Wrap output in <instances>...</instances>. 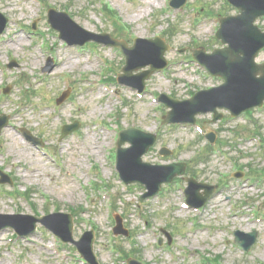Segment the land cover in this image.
I'll return each instance as SVG.
<instances>
[{
  "label": "rangeland",
  "instance_id": "374dc122",
  "mask_svg": "<svg viewBox=\"0 0 264 264\" xmlns=\"http://www.w3.org/2000/svg\"><path fill=\"white\" fill-rule=\"evenodd\" d=\"M39 1L0 0V12L8 18L0 37V86H8V92L0 97V114L8 115V125L0 131V170L14 180L11 187L0 184V264H85L71 243L57 242L39 224L27 237H15L14 231L4 226L28 225L12 214L39 216L45 211L71 210L74 239L90 226L95 227L93 251L99 264H125L110 250L113 244L145 264H212L205 258L218 254V264H264V181L263 177L245 178V172L264 175V103L237 117L229 116L226 109H218L222 118L216 121L210 112L196 114V121L213 131L215 141L220 139L223 145L217 141L208 159L194 160L206 140L195 127L161 124L167 108L155 102L159 93L181 99L197 89L222 83V79L194 65L193 59L188 58L189 48L203 46L210 52L221 47L214 38L218 24L209 14L216 18L220 13L236 14V10L225 0H186L182 13L168 9V0H100L107 5L99 0ZM48 7L66 10L85 30L124 39L129 45L134 37L158 35L170 46L164 53L167 65L146 80L142 96L113 80L103 81L121 72L124 58L119 49L98 43L66 45L48 27ZM35 21L37 32L32 33V25L29 26ZM255 24L264 31V17L257 18ZM66 31L74 36V41L87 36L78 29ZM19 36L24 41L16 46ZM181 49L185 50L180 52ZM142 53L146 54L144 50ZM142 53L136 54L135 64L147 60ZM50 56L58 73L50 72L27 89L26 81L33 82L40 75V68ZM9 59L18 62L7 67ZM255 60L264 61V48ZM98 79L116 94L104 92L101 85L89 84ZM64 91L66 97L56 104ZM47 105L53 107L48 109ZM12 111L26 113L16 116ZM74 121L78 127L59 139L61 126ZM130 126L158 136L143 160L188 162L198 181L218 184L216 193L200 211L180 206L185 201L178 188L186 186L183 177L173 178L146 200L139 199L144 187L124 185L119 180L113 164L117 130ZM21 128L39 136L42 145L26 140ZM251 135L261 145L255 144ZM161 146L172 153L160 156L157 150ZM236 171L242 172L238 178L233 177ZM24 189L32 191L30 202L20 195ZM10 190L12 195L8 194ZM80 207L85 212L76 216ZM255 209L257 216L262 217L257 222L252 220ZM114 213L121 214L127 236L118 234L111 238L108 234L114 226ZM162 229L172 233L168 245ZM235 229L256 230V239L248 251L233 242ZM158 240L160 246L156 244ZM42 243L48 250L42 248Z\"/></svg>",
  "mask_w": 264,
  "mask_h": 264
},
{
  "label": "water",
  "instance_id": "95a60500",
  "mask_svg": "<svg viewBox=\"0 0 264 264\" xmlns=\"http://www.w3.org/2000/svg\"><path fill=\"white\" fill-rule=\"evenodd\" d=\"M185 0H171L172 5H183ZM236 5L240 14L236 16L222 17L221 27L217 32V37L222 39V42L228 43V47L222 49L213 50L212 54H205L203 50L196 51L195 57L213 74L221 75L225 78L226 82L220 87L210 89L197 93L191 100L177 102L176 100L162 97V100L168 105L177 108L179 105H189L194 107L189 112V115L180 119L186 121H193L194 113L198 111H215L216 106H225L232 109L234 114L240 113L242 110L251 107L256 104H261L264 98V63L254 64L253 58L257 51L264 46V33H261L255 26L252 25L254 19L264 14V0H230ZM145 43H150L155 48V53L151 59L140 64L134 65L132 62V55L138 48L128 47L126 43L119 42V46L123 50L124 54L127 55V62L123 71L125 75H128L133 69H137L150 64V69L142 73V77L139 83H134L139 89L143 88L144 79L155 70L162 68L165 65L163 53L167 49V45L164 44L163 40H147ZM259 74L260 76H256ZM254 92L258 96L255 99H249L243 103H236V100L243 98L248 99L245 94ZM223 94V100L220 102H211L206 106H199L200 98L207 96ZM172 111L169 114L167 121L173 120L178 121L176 118L171 117ZM218 116L215 114L214 118ZM5 122H3L4 124ZM2 125V124H1ZM74 128L73 125L64 126L63 135L68 133ZM125 141L131 145L128 148H122L121 144ZM155 141V135L151 133L142 132L136 128H129L119 133L118 138V149H117V164L118 169L122 178L125 182L139 181L144 183L148 192L144 196L152 195L158 191L161 182H170L171 179L178 174L183 173L184 164H170V165H150L144 163L141 160V156L147 152L149 146ZM161 153L168 154L169 151L162 148ZM164 171H160L163 170ZM189 187L187 188L188 202L193 205H202L205 200L214 191L213 186H209L204 183H198L192 178L187 179ZM199 188H204L206 195L202 199L195 197V191ZM143 196V197H144ZM15 227L19 233V228ZM71 224L67 226V236L71 239ZM87 233L85 235H89ZM236 242L242 245L245 249H248L255 238V233L245 235L240 232H235ZM246 236H249V240H244ZM66 239V238H64ZM91 241H88V245L82 248L81 251L84 256L87 257L88 253H91ZM78 244V242H77ZM132 264H136L131 261Z\"/></svg>",
  "mask_w": 264,
  "mask_h": 264
},
{
  "label": "bare ground",
  "instance_id": "6f19581e",
  "mask_svg": "<svg viewBox=\"0 0 264 264\" xmlns=\"http://www.w3.org/2000/svg\"><path fill=\"white\" fill-rule=\"evenodd\" d=\"M22 42H23V39L20 37V38H18V40H17V43L15 44L16 46H19V44H22ZM33 61H35V59L33 60ZM57 72L56 71H54V73L53 74H56ZM16 116H19V115H22V114H25L26 112H21V113H16V112H14V111H12ZM19 114V115H18ZM16 118V117H15Z\"/></svg>",
  "mask_w": 264,
  "mask_h": 264
}]
</instances>
